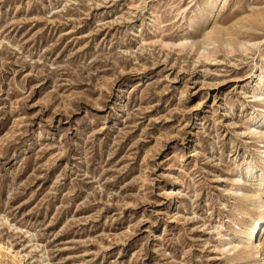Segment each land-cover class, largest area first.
<instances>
[{
    "label": "rangeland",
    "instance_id": "374dc122",
    "mask_svg": "<svg viewBox=\"0 0 264 264\" xmlns=\"http://www.w3.org/2000/svg\"><path fill=\"white\" fill-rule=\"evenodd\" d=\"M262 72L264 0H0V241L20 264H262L220 235L264 215Z\"/></svg>",
    "mask_w": 264,
    "mask_h": 264
},
{
    "label": "bare ground",
    "instance_id": "6f19581e",
    "mask_svg": "<svg viewBox=\"0 0 264 264\" xmlns=\"http://www.w3.org/2000/svg\"><path fill=\"white\" fill-rule=\"evenodd\" d=\"M213 34L214 33H212L210 35L208 34L206 37L204 36L205 39H206V41H205L206 45L210 44L209 42L214 43L213 42L214 40L217 42V40L214 39V36L215 35L219 36L220 34H222V31H218L217 34H214V35ZM220 37H222V36L220 35L219 39H220ZM232 40H234V39H232ZM229 42H227L226 44L231 47L232 46L231 43H234V42H232V41L230 43ZM243 46L245 47V44H243ZM210 53L214 55L213 51H210ZM254 99H255L256 102L264 101L263 72H262V74L259 75V85H258V89L255 91ZM250 122H251L250 125H253L252 128H255L256 131H258L259 129L264 130V112L259 117L256 116V117L252 118ZM255 130H252V131H255ZM259 132H260V134L262 133L261 131H258V133ZM261 135H263V138H264V133H262ZM261 140L258 141V142L264 144V140H262V141ZM261 148H264V146H261ZM261 153L263 154V156L260 158V160L264 161V151L261 150ZM262 164L264 165V163H262ZM246 167H247L246 176L250 179L248 182H250L253 185L254 190H255V191L253 190L254 194L251 195V196L252 197L256 196V198H257L258 193L261 192L264 189V170L263 169H260V170L258 169L259 171L257 172V168L255 166L251 165V164H248ZM260 194L264 195V192H262ZM259 200H260V198H259ZM261 200L262 201H260L261 203H259V207L258 208L262 209V213H263L264 212V196H263V198H261ZM250 201H251V198H250ZM248 224H249V222H248ZM249 226H251V223H250ZM249 226L247 227V229L245 227L246 231H244L242 229L239 232H235V234L233 236L230 235L227 232H226L227 234L223 233V232H220V235L221 236L223 235V236H226V237L230 236L232 238L231 239L232 242L230 243V245L234 246V248H233L234 250L235 249L237 250V248H239L240 246L244 245L245 238H247L248 241H249V246H246V250L245 251L251 253V257L254 258L258 263L264 264V245H263V243L261 241V232H262V229H263L262 227L264 226V215H263V218L260 221H255L253 223V226H252L253 229L251 227L249 228ZM251 229L253 231H252L251 234H249L251 232ZM258 233H260V234H259L258 238L256 239V236L258 235ZM254 234H255V236L252 239V236ZM241 248H243V247H241ZM242 254H243V252H242ZM0 255L3 256V258L4 257L7 258L8 256H10L11 259L9 260V262L11 264H20V262L22 263L23 261H25V258L23 257V255L21 254L20 251H18V250L15 251V249H13V247L11 245L5 244L2 241H0ZM26 264H32V263L26 261Z\"/></svg>",
    "mask_w": 264,
    "mask_h": 264
}]
</instances>
